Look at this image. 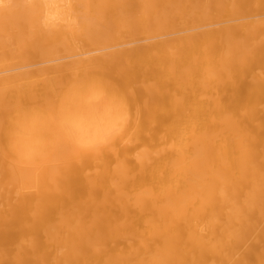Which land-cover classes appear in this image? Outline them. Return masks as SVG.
Masks as SVG:
<instances>
[{
    "label": "bare ground",
    "instance_id": "bare-ground-1",
    "mask_svg": "<svg viewBox=\"0 0 264 264\" xmlns=\"http://www.w3.org/2000/svg\"><path fill=\"white\" fill-rule=\"evenodd\" d=\"M72 2L30 49L98 53L44 57L35 146L0 124V264H264V0Z\"/></svg>",
    "mask_w": 264,
    "mask_h": 264
},
{
    "label": "rangeland",
    "instance_id": "rangeland-1",
    "mask_svg": "<svg viewBox=\"0 0 264 264\" xmlns=\"http://www.w3.org/2000/svg\"><path fill=\"white\" fill-rule=\"evenodd\" d=\"M45 2H47V0H0V90L4 92L9 89L10 91L14 90L11 91L12 93L15 92L16 89L25 91L22 92V99L19 98L21 101L16 99V102H12L14 98L11 103L9 102L5 104V106L0 105V124L3 126L5 132L3 133L5 146L10 149L29 148L35 146V142L41 139V130L38 129V132L35 126L38 124L39 119L42 120L41 117L44 116V109L46 106L45 104L35 103L36 101L32 99L33 97L31 98L27 93L32 94V83L38 78L36 74L40 73L38 70L46 65L47 63L44 64V61L49 58L51 59L54 54L51 53L47 55V53H44V50L37 51L35 49H30V46L34 42L33 38L36 36L37 38L42 37L41 32L37 33L35 31L34 25H36V19L39 24L42 22L41 15H43V5L48 7V9L46 7L47 10L44 9L46 12H50L55 17V14H60L59 17L57 16L58 19L61 20L62 17L65 19L64 22L57 19L62 25H79V23L86 20L85 8L79 9V7L73 4L72 0H48V5ZM45 37L47 38L46 41H49L51 45L54 44L56 57L65 55L67 56L66 60H68V58L70 59V57L74 56L72 54L79 51L87 52V50L89 52L87 53L88 55H94L92 51V53L90 52V49H92L95 54L98 53L95 47H89L86 43L81 41L75 42V40L68 42L69 47L66 45L67 43H64L66 45L65 47L64 45L63 47L62 45L58 47L59 45L57 46L54 43V37L51 35H46ZM43 54H45V56ZM57 54L60 56H57ZM27 61L29 63H27ZM24 93L29 97H24V95L26 96ZM39 111H43L44 113L41 114L42 112L40 113ZM38 112L43 116L37 118L36 115Z\"/></svg>",
    "mask_w": 264,
    "mask_h": 264
}]
</instances>
